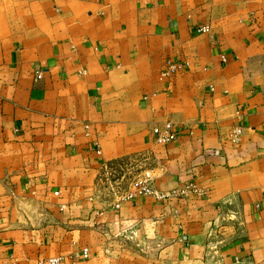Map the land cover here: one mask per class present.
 <instances>
[{
	"label": "crops",
	"instance_id": "0c3cea01",
	"mask_svg": "<svg viewBox=\"0 0 264 264\" xmlns=\"http://www.w3.org/2000/svg\"><path fill=\"white\" fill-rule=\"evenodd\" d=\"M52 260L264 264V0H0V264Z\"/></svg>",
	"mask_w": 264,
	"mask_h": 264
},
{
	"label": "built area",
	"instance_id": "2783aa9c",
	"mask_svg": "<svg viewBox=\"0 0 264 264\" xmlns=\"http://www.w3.org/2000/svg\"><path fill=\"white\" fill-rule=\"evenodd\" d=\"M206 30L205 27H199L197 28V32L199 33H204ZM166 69L169 72H173L174 66L173 65H168ZM35 78H40V74H36ZM163 133L158 134V132L154 131V134L157 135V142L161 144H165L167 142H170L173 138V132L171 131V126L169 123H166L163 128ZM235 137V135H233ZM236 137L234 138V140ZM112 191V189H111ZM115 201H114V207L117 208L118 204L121 199L123 198H130V197H141L145 195H151L154 194L150 185H149V180L147 176L141 177L139 179L134 180L133 182L128 184V189H123L118 191V193H113ZM50 264H58L56 260L50 261Z\"/></svg>",
	"mask_w": 264,
	"mask_h": 264
},
{
	"label": "rangeland",
	"instance_id": "374dc122",
	"mask_svg": "<svg viewBox=\"0 0 264 264\" xmlns=\"http://www.w3.org/2000/svg\"><path fill=\"white\" fill-rule=\"evenodd\" d=\"M133 164L136 163L119 160L108 165L106 167L104 175L100 177V180L98 182L97 188L99 189V191L102 192L104 191V189L106 190V188H109V191H111L112 189V191H114L113 193H118V191L125 189L124 187L127 186V184L141 178H137V175L134 176L135 169L133 167Z\"/></svg>",
	"mask_w": 264,
	"mask_h": 264
}]
</instances>
